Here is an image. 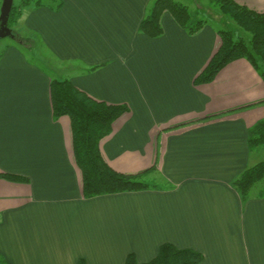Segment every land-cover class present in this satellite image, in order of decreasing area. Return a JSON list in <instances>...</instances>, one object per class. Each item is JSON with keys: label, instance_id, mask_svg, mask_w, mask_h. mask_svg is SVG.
I'll list each match as a JSON object with an SVG mask.
<instances>
[{"label": "crops", "instance_id": "crops-1", "mask_svg": "<svg viewBox=\"0 0 264 264\" xmlns=\"http://www.w3.org/2000/svg\"><path fill=\"white\" fill-rule=\"evenodd\" d=\"M152 1L33 5L17 25L39 43L11 38L0 49V173L29 179L0 178L9 263L125 264L130 253L142 263L170 242L200 252L198 264H264V197L252 191L243 202L232 185L261 161L249 130L264 118V80L239 58L195 84L221 45L217 28L190 34L165 11L163 33L151 37L140 26ZM236 1L264 11V0ZM53 79L129 105L102 154L121 173L154 169L159 187L84 196L71 119L54 115Z\"/></svg>", "mask_w": 264, "mask_h": 264}, {"label": "trees", "instance_id": "trees-1", "mask_svg": "<svg viewBox=\"0 0 264 264\" xmlns=\"http://www.w3.org/2000/svg\"><path fill=\"white\" fill-rule=\"evenodd\" d=\"M209 1L211 5L218 7L224 18L233 21L234 25L230 28L216 27L221 37V45L196 77L195 84L213 81L222 68L239 58L247 59L264 80V11H258L236 0ZM60 3L61 0H15L8 23L15 34L12 39L23 43L22 37L14 28L22 10L33 5L53 7ZM165 11L171 12L179 25L190 34L210 23L205 18H195L190 7L180 0H153L141 22V31L151 37L161 35L164 31L161 17ZM224 18L221 20L224 21ZM239 28L250 34L249 40L245 35L237 34ZM51 95L54 115H68L71 119L73 149L76 162L82 171L83 194L86 198L159 187L156 180L150 177L154 169L121 173L113 169L102 154L101 140L111 134L113 123L128 111L126 104L96 100L79 90L68 79H53ZM249 143L252 147L264 146V118L250 128ZM0 178L16 182L29 181L28 177L12 173H0ZM258 184V196L264 197V160L249 166L232 182L243 202L251 197L253 188ZM202 260L203 255L200 252L166 242L150 261L141 263L134 253H130L125 264H198ZM0 264L11 263L0 255ZM79 264L88 263L85 259H80Z\"/></svg>", "mask_w": 264, "mask_h": 264}, {"label": "rangeland", "instance_id": "rangeland-1", "mask_svg": "<svg viewBox=\"0 0 264 264\" xmlns=\"http://www.w3.org/2000/svg\"><path fill=\"white\" fill-rule=\"evenodd\" d=\"M2 1L3 0H0V8H1V5H2ZM180 1L184 2L185 4H187L190 7L192 12L194 13L195 18H205V19L209 20V22L212 25H214L215 27L219 28V26H220V28H222V27L230 28L231 26L234 25L233 21L224 18V16L221 14V12L218 9V7L211 5L209 0H180ZM16 2H18V0H16ZM222 17L224 18V21L221 20ZM14 28L16 29V32L18 34H20V36L22 37V39H23V43L22 44H24L25 46H27V47L30 46L31 42L34 43V44L39 43L40 38H39V36L37 34L27 30L26 28L25 29H21L17 25V22L14 25ZM28 33H32L38 39V41L36 39H34ZM237 34L245 35L247 40H249V38H250V34L245 32V31H243V29H240V28L237 31ZM8 41H10V37H6V38L2 39L0 41V49L3 47L4 43H6V42L8 43ZM41 52L46 54V55H49L47 53V50H45V49H42ZM54 61H55V56H53V63L55 65L57 62H54ZM127 107H128V111H129L130 110L129 105H127ZM258 147H261V149H262L261 150V153H262L261 161H262V160H264V146H258ZM259 188H260V184L256 185L253 188L252 191L257 192Z\"/></svg>", "mask_w": 264, "mask_h": 264}, {"label": "water", "instance_id": "water-1", "mask_svg": "<svg viewBox=\"0 0 264 264\" xmlns=\"http://www.w3.org/2000/svg\"><path fill=\"white\" fill-rule=\"evenodd\" d=\"M15 0H3L0 8V40L6 37L14 38L12 29L9 27V17Z\"/></svg>", "mask_w": 264, "mask_h": 264}]
</instances>
